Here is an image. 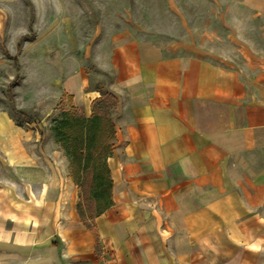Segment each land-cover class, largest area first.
<instances>
[{"label":"crops","instance_id":"obj_1","mask_svg":"<svg viewBox=\"0 0 264 264\" xmlns=\"http://www.w3.org/2000/svg\"><path fill=\"white\" fill-rule=\"evenodd\" d=\"M229 13L241 62L128 33L103 47L96 64L113 70L105 90L119 105L99 245L77 214L78 189L49 172L41 137L7 141L0 264H264V0H237ZM62 86L90 116L100 92L86 69Z\"/></svg>","mask_w":264,"mask_h":264},{"label":"rangeland","instance_id":"obj_2","mask_svg":"<svg viewBox=\"0 0 264 264\" xmlns=\"http://www.w3.org/2000/svg\"><path fill=\"white\" fill-rule=\"evenodd\" d=\"M236 1L0 0V116L7 121L1 126L0 151L6 150L9 139L18 149L22 138L33 143L41 137L39 144L52 167L49 172L55 180L74 184L70 158L52 132L54 122L72 106L62 80L82 67L90 89L105 90L114 72L100 68L99 57L121 33L160 45L183 42L213 54L237 55L228 40L234 18L229 8ZM238 56L235 59L241 62ZM13 106L32 122L15 116ZM7 175L0 154V185ZM74 188L78 189L75 184ZM76 197L77 209L79 189Z\"/></svg>","mask_w":264,"mask_h":264},{"label":"trees","instance_id":"obj_3","mask_svg":"<svg viewBox=\"0 0 264 264\" xmlns=\"http://www.w3.org/2000/svg\"><path fill=\"white\" fill-rule=\"evenodd\" d=\"M97 90L100 96L92 102L90 116L72 105L54 122L52 132L55 142L70 158L71 178L79 189L77 214L84 226L93 230L98 238L94 221L114 206V182L108 160L115 146L113 114L119 100L111 92ZM69 101L72 103V96H69ZM12 112L15 116L29 119L28 123L33 120L15 106Z\"/></svg>","mask_w":264,"mask_h":264}]
</instances>
